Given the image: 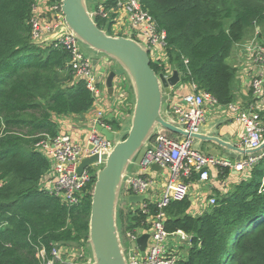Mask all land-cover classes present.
I'll return each instance as SVG.
<instances>
[{
  "label": "trees",
  "instance_id": "trees-1",
  "mask_svg": "<svg viewBox=\"0 0 264 264\" xmlns=\"http://www.w3.org/2000/svg\"><path fill=\"white\" fill-rule=\"evenodd\" d=\"M139 2L165 32L166 61L151 60L155 72L176 64L181 83H193L220 106L232 104L237 70L225 60L248 29L264 22V0ZM34 4L0 0V264H46L58 247L82 251L75 261L84 263L95 177L78 203L64 202L41 186L50 162L37 143L61 131L60 117L88 112L94 98L84 80L73 78L65 46L31 37ZM94 19L112 34L111 18ZM259 117L264 136V109ZM105 121L113 131L122 127L114 119ZM229 173V167H221L218 177ZM214 196L216 202L196 214L188 197L162 209L165 230L189 237L177 250L175 264H264V155L246 177L224 193L215 190ZM145 205L147 210L127 208L125 233L149 228L147 217L158 208L150 201Z\"/></svg>",
  "mask_w": 264,
  "mask_h": 264
},
{
  "label": "built area",
  "instance_id": "built-area-1",
  "mask_svg": "<svg viewBox=\"0 0 264 264\" xmlns=\"http://www.w3.org/2000/svg\"><path fill=\"white\" fill-rule=\"evenodd\" d=\"M107 0H101L97 8L92 9L93 16L99 15L102 18L112 20L111 30L117 32H129V36L143 42L149 49V57L152 61L165 58L164 37L165 32L159 30L155 21L148 11L142 7L139 0H114L107 4ZM31 37L39 41L43 35L56 31L60 26L65 25L64 15L61 11V0H46L43 8L38 11L35 4L32 8ZM116 35V34H115ZM122 35V34H118ZM124 36V35H123ZM57 45L65 46L70 52L69 64L72 68L75 80H84L85 86L94 98V106H100L101 100L107 94L104 74L99 71V66L92 64V58L85 55L79 47L78 39L67 31L57 40ZM252 56L254 67L249 76L248 90L253 99L245 106H237L234 103L226 106L237 113V120L241 125L239 136V146L256 147L263 139L261 120L259 111L264 109V47L253 48L249 54ZM111 61V60H110ZM109 61V62H110ZM165 62V61H163ZM98 67V69H97ZM170 68V67H169ZM168 68V69H169ZM168 69L165 73H169ZM96 70V71H95ZM193 91L184 94L180 101L171 104L168 117L174 122L181 124L189 131H195L206 122L205 104L218 105L215 99L203 90L196 91L193 83ZM113 95L116 91L121 102L124 96L122 87L113 84ZM117 86V87H116ZM96 112L91 117L88 134L84 141L75 140L70 132L60 131L53 138H47L37 143L43 154L50 162V170L42 180V188L47 192L55 194L68 204L78 203L83 195V190L89 185L92 175L95 174L96 166L102 165V155L112 147L113 142L107 140L95 126L101 124L111 129L105 119V111L96 108ZM112 130V129H111ZM193 140L190 137H181L178 140L169 135H157L151 146L145 149L137 161L138 170L149 168L152 164H157L169 172L168 180L162 190L160 197L154 198L149 195L152 203H155L158 211L155 215H149L147 221L150 224L147 230L134 228L125 233L127 245V259L129 264H175L177 260V249L169 241L172 237L179 240H188L189 237L181 230L169 233L165 230V213L162 209L171 201L183 200L189 195V184L187 179L193 174H198V180L206 181L208 169L229 167L241 174V178L246 177L258 159L264 155V151L257 155L245 156L242 160L232 162L228 158L209 155L203 151L193 149ZM97 154L99 162L90 165L82 170L80 174L76 172L80 159L86 156ZM153 179L146 175L135 174L127 180V194H142L150 192L153 187ZM145 201L139 207L145 208ZM207 205L216 202L215 196L206 199ZM149 233L145 255L140 254L137 247L132 248L131 243L136 242L142 233ZM177 243H181L177 241ZM63 247L52 250V258L45 261L46 264H63L65 259H70L73 264H83L75 261L78 256H82V251H74L72 257L64 258ZM39 255L44 258V251ZM90 261V257L85 262ZM84 262V263H85Z\"/></svg>",
  "mask_w": 264,
  "mask_h": 264
},
{
  "label": "water",
  "instance_id": "water-1",
  "mask_svg": "<svg viewBox=\"0 0 264 264\" xmlns=\"http://www.w3.org/2000/svg\"><path fill=\"white\" fill-rule=\"evenodd\" d=\"M92 1L95 0H61L65 25L43 35L39 42L56 41L69 30L90 50L109 57L119 65V71L111 69L105 77V87L110 96L113 95V80L117 75L124 74L130 84L132 110L122 128L115 133L101 124L95 126L113 144L102 155V166L94 174L87 236L90 261L83 263L129 264L120 212L123 204H142L149 199V194H127L126 184L135 174L149 175L152 170H164L152 164L149 168L132 172L139 153L142 155L157 135H167V131L175 140L190 137L192 147L197 151H202L203 143H211L223 150L224 158L232 154L236 155V160L263 152L264 137L256 147L245 148L228 136L220 135L219 127L223 123L220 118L208 120L192 132L171 120L163 112V99L181 84L177 65H171V73H156L150 65L149 49L143 42L131 36L109 34L98 26L88 6V2ZM92 64L96 67V58L92 59ZM98 162L97 154L83 157L77 164L76 172L80 174L84 168ZM148 238L149 233H142L136 242L131 243V247H137L144 256ZM63 264L73 262L67 258Z\"/></svg>",
  "mask_w": 264,
  "mask_h": 264
},
{
  "label": "crops",
  "instance_id": "crops-1",
  "mask_svg": "<svg viewBox=\"0 0 264 264\" xmlns=\"http://www.w3.org/2000/svg\"><path fill=\"white\" fill-rule=\"evenodd\" d=\"M46 0H35V6H37V10L40 11L43 8V5ZM237 43L234 45V56L237 60V64L234 67H237L236 71V79L234 86L235 100L234 105H247L252 99V94L248 90V80L250 73L252 71V66H250L249 56L246 55V51L244 49L237 48ZM242 45V44H241ZM244 45V44H243ZM237 53V54H236ZM163 57V61L166 59ZM167 65V64H166ZM171 66L168 69V72L171 73ZM105 82V79H104ZM105 84V83H104ZM193 86L191 83H181L175 91L172 93L171 98L167 99V107L163 110L164 114L167 115L168 111L171 108V104L178 103L181 97L189 92H192ZM107 91V90H106ZM128 92V91H127ZM129 93V92H128ZM115 96H110L108 93L105 97L102 98L100 106L92 107L88 112L84 113L82 116H63L58 119L60 124V130L70 132L71 136L78 141H84L89 130L91 117L96 112V108H103L105 111V116H112L111 119H114L120 123L121 126L124 125V122L129 118L132 109V100L131 95L129 94V99L127 98V93L124 91V96L121 98V102L115 98ZM117 105L115 109L113 106ZM223 106L210 105L205 104V114L206 121L220 118L223 120L222 125L219 127V133L223 136H228L233 142L238 145L239 136L241 132V125L237 120V113L232 111L231 109H224ZM108 119V118H107ZM122 128V127H121ZM117 132V131H115ZM202 151L209 155L219 156L223 158V150L215 146L211 143H203ZM206 148L207 151L204 149ZM216 152V153H212ZM228 160L235 162L236 155H229ZM137 171V170H136ZM219 169L218 168H210L208 169L209 178L206 181L198 180V174H193L191 177L187 179V183L189 184V195L188 198L190 200L191 197V209L199 212L201 208L207 207L206 199L210 196H214V191L217 190L219 192H226L232 184L238 182L241 178V174L233 169L230 170L229 175L221 180L218 177ZM147 177L153 179V187L151 188L149 195H152L154 198L160 197L162 190L165 187V183L168 180L169 172L165 168L164 170H152ZM153 202V201H152ZM139 207V206H138ZM64 253H67L66 257L74 256V250L64 248Z\"/></svg>",
  "mask_w": 264,
  "mask_h": 264
},
{
  "label": "rangeland",
  "instance_id": "rangeland-1",
  "mask_svg": "<svg viewBox=\"0 0 264 264\" xmlns=\"http://www.w3.org/2000/svg\"><path fill=\"white\" fill-rule=\"evenodd\" d=\"M97 2V0H95L94 2H88V6L89 8L92 7V3H95ZM112 34H122L124 36H129L130 33L129 32H117V31H113V30H110ZM258 34L260 36H258ZM242 44V45H241ZM244 44V45H243ZM260 46H263L264 47V22H261L259 24H256L255 26H253L252 28L248 29L244 35V38L243 40L240 42V44L237 45V48L236 49H239L241 47V49H244L246 51V55L249 56L251 50L253 48H258ZM79 47H80V50L85 54V55H88L90 56L92 59H97V65L99 66V71L102 72L104 74V79L107 75V73L111 70V69H116V70H120V67L118 64H116L114 62V60L110 59L109 57L101 54V53H96L92 50H90L86 45L82 44L80 41H79ZM237 54V53H236ZM111 60V61H110ZM249 60H250V66H252V68L254 67V64L252 62V56H249ZM110 61V62H109ZM229 65H235L237 64V60L235 59V56H234V47L232 48L231 50V53L229 54V56L226 58L225 60ZM240 64H237V66H239ZM98 69V67H97ZM237 69V67H236ZM96 71V70H95ZM237 74V73H236ZM235 82L233 83V85L235 86ZM113 83H115L116 85H118V88L119 86L122 87V92L123 91H126L127 93V98L129 99V94L131 95V89H130V84L126 78V76L124 74H121V75H117L114 80H113ZM233 86V87H234ZM117 87V86H116ZM129 93H128V92ZM117 92L116 91V97H117ZM119 94V92H118ZM172 95H174L173 93L167 96H165V98L163 99V110L166 109L167 107V99L171 98ZM115 97V98H116ZM117 107V105H114L113 106V109H115ZM222 108L224 109H228L226 106H223ZM108 119H111L112 116L108 115L107 116ZM126 123V121L124 122V124ZM115 131H119V130H115ZM116 133V132H115ZM204 149V148H203ZM205 151H207V149L205 148L204 149ZM212 153H216V152H213L211 151ZM140 155H141V152L139 153V155L137 156V159L136 161H138L140 159ZM137 163V162H136ZM102 165H97L96 166V169L100 168ZM136 170H138V165L137 164H134V166H132V172H135ZM139 205H130V204H123L122 205V211L120 212V217H121V221H122V229L124 228V223L126 224V220H125V213H126V210L127 208H136L138 207ZM191 213L192 214H196V211L192 210L191 209ZM123 232H124V229H123ZM169 241L172 242V244L175 245V248L177 250H179L180 246L183 244L185 245L186 244V241L185 240H179V238L175 239L170 237L169 238ZM177 241H180L181 243H177ZM186 247V245L184 246ZM87 256L90 255V251L89 249L86 250V248L83 249ZM62 255L64 256H67V253H64V251L62 252Z\"/></svg>",
  "mask_w": 264,
  "mask_h": 264
},
{
  "label": "bare ground",
  "instance_id": "bare-ground-1",
  "mask_svg": "<svg viewBox=\"0 0 264 264\" xmlns=\"http://www.w3.org/2000/svg\"><path fill=\"white\" fill-rule=\"evenodd\" d=\"M105 137V136H104Z\"/></svg>",
  "mask_w": 264,
  "mask_h": 264
}]
</instances>
